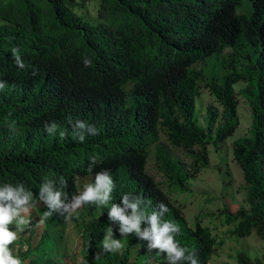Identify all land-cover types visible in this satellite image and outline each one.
I'll return each instance as SVG.
<instances>
[{
  "label": "trees",
  "instance_id": "obj_1",
  "mask_svg": "<svg viewBox=\"0 0 264 264\" xmlns=\"http://www.w3.org/2000/svg\"><path fill=\"white\" fill-rule=\"evenodd\" d=\"M98 2L91 19L79 13L82 0H0V184L23 183L38 197L45 177L63 178L70 198L80 192L79 179L107 169L116 187L109 204L83 225L81 264H142L133 250L144 241L121 236L108 219L111 203L120 204L125 193L151 201L149 212L166 204L163 219L181 230L176 241L194 251L198 264H209L217 239L201 223L189 224L148 165L154 154L156 169L178 188L197 178L210 164V145H222L240 126L235 86L244 83L252 126L233 143V156L243 172L247 209L225 207L223 216L239 239L264 241V0ZM85 57L91 66H84ZM213 59H221L222 74L196 67ZM203 87L222 107L209 108L205 128L195 119ZM70 119L97 134L85 133L81 142ZM51 122L58 129L50 135L44 125ZM163 137L189 163L177 160ZM92 157L97 162L90 172ZM51 217L57 223L75 218ZM109 227L123 247L96 258ZM237 260L264 264V256L253 259L247 251Z\"/></svg>",
  "mask_w": 264,
  "mask_h": 264
},
{
  "label": "rangeland",
  "instance_id": "obj_2",
  "mask_svg": "<svg viewBox=\"0 0 264 264\" xmlns=\"http://www.w3.org/2000/svg\"><path fill=\"white\" fill-rule=\"evenodd\" d=\"M82 3L83 7L79 9V13H84L91 19L95 18L99 8L98 0H82ZM196 67L205 69L208 74L212 71L219 74L224 72L221 59H213ZM245 87L244 83L235 86L239 100V128L234 136L222 145L218 147L210 145V164L197 178L190 179L184 188H178L156 169L154 154L148 165L149 172L160 182L168 197L181 207L189 224L194 227L197 222L201 223L204 227H208L217 239L219 247L212 255L209 264H239L237 257L242 251H247L253 259L264 256L263 240L255 235L239 239L233 233L235 226L228 224L223 216L225 207L232 213L247 209V189L243 172L233 156V143L248 137L252 126V111L243 94ZM211 106L222 110L216 97L203 87L197 99L195 113L196 122L202 128L206 127ZM162 144L177 160L189 163V156L183 151L173 149L164 137ZM152 152L154 153L155 150ZM93 179L94 177L79 179V191ZM100 209L101 207L93 204L91 207L85 204L72 213L75 218L68 217L57 223L51 216L44 218L47 208L42 202L33 205L27 214L30 221L27 225L21 226L19 230L16 229L15 224L10 225L13 230L18 231L14 255L21 259L22 264H46L48 260L52 261L51 264H81L83 225L91 217L92 212L99 215ZM146 245L147 242L144 241L133 250L142 264H168L165 256L157 255L155 250L149 252Z\"/></svg>",
  "mask_w": 264,
  "mask_h": 264
},
{
  "label": "clouds",
  "instance_id": "obj_3",
  "mask_svg": "<svg viewBox=\"0 0 264 264\" xmlns=\"http://www.w3.org/2000/svg\"><path fill=\"white\" fill-rule=\"evenodd\" d=\"M16 66L23 69L25 64L18 54V49H12ZM85 67L92 64L88 57L83 59ZM33 75H36L33 72ZM5 88V83L0 82V89ZM72 124V135L81 142L88 135L97 134V129L77 119ZM58 125L55 122L45 123L44 131L48 134H55ZM64 133H61L63 136ZM96 158L92 157L89 164V171L96 164ZM67 182L63 178L57 182L55 179L45 177L39 188L38 197L29 191L23 183L0 184V264H22L21 259L13 254L10 245L18 238V231L21 226L27 225L30 221L27 214L38 198L39 202L47 208L44 218L53 213L70 215L85 204H93L97 207L107 206L112 200V193L116 187L109 170L97 171L92 182L83 186L79 193H74L69 198L64 190ZM151 201L141 199L132 193H125L121 196V203H111L108 208V219L112 224L119 225L121 236L135 234L142 241L147 242V250H155L157 255L166 257L168 264H198V259L194 251L180 246L176 241V235L180 233V227L169 220L163 219L168 207L163 202L150 212L147 210ZM15 224L17 230H13L10 225ZM123 247L120 239L113 237V229L109 227L108 232L101 240L96 258L105 253L118 252Z\"/></svg>",
  "mask_w": 264,
  "mask_h": 264
}]
</instances>
